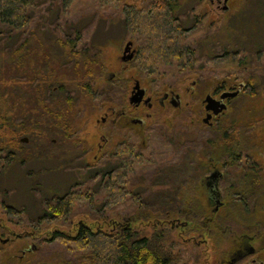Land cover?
Segmentation results:
<instances>
[{"label": "rangeland", "instance_id": "rangeland-1", "mask_svg": "<svg viewBox=\"0 0 264 264\" xmlns=\"http://www.w3.org/2000/svg\"><path fill=\"white\" fill-rule=\"evenodd\" d=\"M153 1L74 0L65 6L63 0H31L29 23L23 29L0 22V116L5 119L3 126L0 121V232L13 239L0 246V264H92L87 259L89 251L68 239H53L57 232L74 237L82 224L93 231L114 232L130 226L141 236L159 233L165 235L174 264H216L213 250L203 254L206 250L192 246L186 232L173 229L176 217L165 222V216L156 213L154 208L163 198L155 194L185 175L184 168L180 173L174 171L175 164H181L174 144L184 143L181 136L185 134L188 103L195 109L207 91L224 84L228 88L220 90L237 87L248 75L264 84V57H258L257 51L261 45L264 48V41L257 43V36H243L248 34L242 32L248 22L255 25L261 11L254 5L257 0H237L231 13L222 18L209 5L201 3L195 8L190 0H177L171 14L178 19L174 21L176 29L164 36L167 48L162 50L156 42L155 25L164 12L161 7L156 9ZM127 6L135 7L134 15L126 17ZM184 27L192 28L191 32L184 34ZM256 29L251 35H258ZM74 40L78 46L71 52ZM129 42L137 55L127 63L122 59ZM133 77L141 78L157 100L168 91L180 94L181 107L168 103L163 108L157 102L149 111L143 105L139 112L153 115L141 127L126 128L124 119L123 126L110 118L104 123L111 106L126 104ZM196 78L197 86L189 92ZM63 85L66 90L61 91ZM44 105L53 110L47 116L48 123L40 116L45 113ZM234 107L242 121L244 118L238 122L242 128H256L250 137L252 143L257 148L264 146V88L258 93L243 89ZM45 127H49L47 138L42 137ZM25 137L28 142L22 141ZM52 137L62 148L49 145ZM128 143L140 153L139 161L134 160L133 172L124 182L118 180V186L128 193L126 200L111 205L106 170L111 165L121 166L118 174L132 170L130 164L122 166L127 154L115 153ZM37 144L46 145L53 156L73 154L78 159L75 163L44 162L41 157H31L38 152ZM19 158L28 159L37 175L29 187L19 176L9 177L11 166L21 164ZM55 161L64 166L51 169L50 175L42 173L45 168H54ZM68 189L83 197L76 200L68 219L54 218L37 225L38 209L50 211L48 205L53 204L55 192L63 194ZM8 205L25 212L20 216L10 213ZM233 218V223L238 222ZM164 224H168L167 229ZM33 246L36 248L22 258L23 251Z\"/></svg>", "mask_w": 264, "mask_h": 264}, {"label": "flooded vegetation", "instance_id": "flooded-vegetation-1", "mask_svg": "<svg viewBox=\"0 0 264 264\" xmlns=\"http://www.w3.org/2000/svg\"><path fill=\"white\" fill-rule=\"evenodd\" d=\"M190 3H194L195 8L196 5L198 7L201 3L206 4V7L209 5L215 11L214 13H218L223 18L231 13V9L237 3V0H190ZM153 6L156 9L161 7L164 12L163 16L169 14L173 21L178 20L171 16L176 10L177 0H154ZM133 8L135 9V7H128L125 11V13L127 12L126 17L127 15H134ZM191 30L192 28L184 27L182 32L187 34ZM133 46L134 44L128 52L129 55L133 54V57L127 60V63L132 62L137 55V50ZM189 52L191 54L192 50H189ZM131 81H133V87L130 91L131 95L126 96V104L111 106L110 111L105 113L104 123L110 118L109 120L114 121L115 125L120 124L123 126L121 120L124 119L126 128L141 127L145 124L146 119L153 115L147 111L139 112L144 107L143 105H146L149 111L154 108L157 102V105L163 108L169 106L168 103L173 104L175 107H181L180 94L168 91L157 100L149 94V90L142 83L141 78L133 77ZM197 83L198 78L192 81L188 91L194 92L193 88L197 86ZM224 86L222 85L220 88ZM247 86L248 82L244 80L237 87L232 85L227 90H220V88L209 90L195 109L192 104L188 103V107L189 105L190 107L189 112H185L184 121L186 125L184 127L185 132L183 131L185 134L181 136L184 137V143L174 144L178 146L176 150L179 152L181 160L179 165H182L180 167L175 164L176 169L174 171L177 173L178 170L180 173L184 168L185 175L181 177V180L177 181L175 179L168 187L163 185L165 190L157 191L155 194L163 198L161 205L158 204L154 208L156 213L165 216V222H169L167 220L176 217L173 219L175 221L172 225L173 229L186 232L192 246L202 247L203 250H206L203 254L213 250L216 264H264V159L262 158L264 156V146L257 148V144L252 143L250 137H252V130L256 128H249L247 131L246 128H242L238 122H243L244 118L242 121L239 112L235 111V107L233 108L234 101L238 98L239 93ZM139 87L145 90L144 97L140 102H133L132 97L139 90ZM48 88L50 89V86ZM237 90L239 91L238 95L222 98L225 93ZM48 91L45 93L47 96H49ZM148 98L149 100H147ZM210 101L213 102V107L215 101L221 102L216 106V109H219L221 104H225L226 108L222 112H216V109L208 108ZM50 114L52 113L46 112L41 113L40 116L45 117L48 123L47 116ZM59 126H63V124H59ZM48 129L49 127L43 129V138L50 135L47 133ZM103 136L107 144L109 138L107 134ZM51 139L52 143L49 145L52 148H62V145L58 144L57 146L55 144L58 142L57 138L52 137ZM22 141L28 142L29 138H22ZM130 144L128 143L123 151L119 150V146L115 153L120 156L127 154L126 157L122 158V166L127 167V164H130L132 170L130 168L125 169V171L118 174V167L121 166H109L105 175L110 184L113 182L118 184L119 179L125 180L127 175L133 172L134 160L138 163L137 158L140 153L136 154V147ZM45 146L37 144L38 152L32 154L31 157L33 155L36 158L41 157L44 162L48 159H56L75 163L78 159L73 154L53 156L49 154L50 151ZM2 160L3 156L0 152V166ZM19 161L21 164L12 165L9 169V177L17 179L19 176L20 179L27 182L33 180L36 182L37 175L30 167L28 159L19 158ZM57 164L58 162L55 161L54 168H45L46 171L42 173L50 175L51 169L64 166V163L59 166ZM41 167L43 166L41 165ZM123 180L121 182H124ZM110 192L109 190V195ZM76 195L79 197L80 193L73 192V196ZM138 198L140 199L141 196ZM8 207H10L8 209L10 213H16L18 216L25 212L24 209L17 208L14 205H8ZM38 210L37 221L39 224L37 225L54 218H66L53 212V210ZM71 213L69 212V216ZM50 214L53 216H49ZM233 217L238 222L233 223L235 222ZM227 220L228 223H225ZM81 226L90 228L88 225L82 224L78 229ZM167 226L168 224L163 225L165 229H167ZM1 233V247L12 242L11 236L5 238ZM34 248L36 247L33 246V248L23 251L21 257L23 258L27 252L32 251Z\"/></svg>", "mask_w": 264, "mask_h": 264}, {"label": "trees", "instance_id": "trees-1", "mask_svg": "<svg viewBox=\"0 0 264 264\" xmlns=\"http://www.w3.org/2000/svg\"><path fill=\"white\" fill-rule=\"evenodd\" d=\"M74 0H63L65 6L70 5ZM111 2L112 0H105ZM31 0H0V22L10 27L16 29H23L29 23L28 9ZM255 2V1H254ZM257 9H260V14H258L257 21L254 23L248 22L247 27L242 29V32L248 35L243 36H257V43L264 41V35H259L264 32V0H257ZM262 8V9H261ZM255 9V8H253ZM245 18V17H243ZM148 25V24H147ZM257 27L258 35H251V31ZM176 29V23L169 17V14L162 16L159 22L155 25L156 42H159L162 50L166 49V40L164 36L168 33H172ZM256 29V30H257ZM245 31V32H244ZM81 32V31H79ZM81 36L78 35V38ZM155 37V35H154ZM74 46H72L71 52H76L77 41H73ZM259 48L258 57H264V48ZM159 48L158 52H161ZM155 51V49L153 50ZM149 52V51H148ZM157 52V51H156ZM191 56V54H190ZM87 61V60H86ZM264 69V68H263ZM245 72V70H244ZM243 71L241 73H244ZM245 74V73H244ZM255 75L254 73L251 74ZM92 76V75H90ZM243 76V75H242ZM241 76V77H242ZM249 76V75H248ZM247 77L248 86L245 88L246 91L250 90V93H258L264 88V84H259L255 76ZM244 76L242 79H245ZM264 83V82H263ZM258 86V87H257ZM63 90L66 87L63 85ZM49 105V104H48ZM45 106L46 112H53L49 106ZM71 105V102L68 103ZM0 121L3 126L5 119L0 116ZM123 179H121L122 181ZM37 181V180H36ZM28 181V187L29 183ZM33 184L35 181L33 180ZM107 190L109 189L110 195L109 199L112 200L111 205L120 203L126 200L127 192L118 186L116 182L110 184L107 181ZM109 185H112L111 187ZM31 188V187H30ZM68 189L64 194L56 193L53 196V204H49L48 207L51 211L60 214V216L68 217L69 212L73 210L77 199H83L82 195L73 196V192ZM109 204V202L107 203ZM49 216H53L50 214ZM166 232V230H163ZM54 239H68L72 244L78 246L82 250L89 251L87 257L92 264H174L175 258L172 255V251L166 246L165 235H160L155 233L153 236L142 235L137 230L132 229V227H121L114 232H107L103 230H97L94 232L92 229L81 226L79 232L74 237L66 236L62 233L57 232Z\"/></svg>", "mask_w": 264, "mask_h": 264}, {"label": "water", "instance_id": "water-1", "mask_svg": "<svg viewBox=\"0 0 264 264\" xmlns=\"http://www.w3.org/2000/svg\"><path fill=\"white\" fill-rule=\"evenodd\" d=\"M131 47H132V42H129L126 45V48H125V52H124L125 55H126V53L128 51H130ZM132 57H133V54H130V55H127L126 57H124L123 60H125V61L126 60H130ZM238 93H239L238 90L235 91V92H228V93H225L222 96V98H226L228 96L234 97V96L238 95ZM144 94H145V90L139 87V90L132 97V101L133 102H140V101H142V99L144 97ZM147 100H149V98ZM212 101H214V100H212ZM212 101H210V105L208 106V108H214V110H215L216 109V106L218 104H220L221 102L220 101H217V102L215 101L214 102V107H213V102ZM225 108H226V105L225 104H221V107L219 109H216V112H222Z\"/></svg>", "mask_w": 264, "mask_h": 264}]
</instances>
